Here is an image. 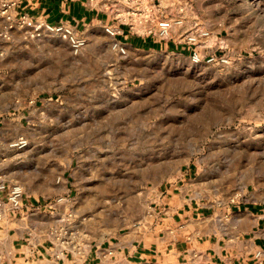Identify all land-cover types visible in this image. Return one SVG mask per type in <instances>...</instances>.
I'll return each mask as SVG.
<instances>
[{"label":"rangeland","instance_id":"obj_1","mask_svg":"<svg viewBox=\"0 0 264 264\" xmlns=\"http://www.w3.org/2000/svg\"><path fill=\"white\" fill-rule=\"evenodd\" d=\"M163 5L210 33L198 48L204 61L180 43L184 26L163 46L128 42L120 55L103 29L86 25L78 30L87 46L75 55L64 39L33 37L0 15V132L9 146L28 140L0 163L42 212L71 200L39 215L47 230L99 243L159 230L168 224L163 202L181 191L264 209V0ZM154 264L179 262L167 255Z\"/></svg>","mask_w":264,"mask_h":264},{"label":"crops","instance_id":"obj_2","mask_svg":"<svg viewBox=\"0 0 264 264\" xmlns=\"http://www.w3.org/2000/svg\"><path fill=\"white\" fill-rule=\"evenodd\" d=\"M18 1L17 15L42 16L52 23H71L78 29L91 25L104 30L105 24H109L120 28L125 36L121 35L119 39L126 44L129 42L136 49L148 45L163 46L159 40L132 33L127 24L108 13L92 9L84 0ZM163 1L165 13L170 17L173 12L171 6H164ZM192 22H184L180 37L199 25ZM18 114L20 116L21 113ZM8 140L0 132V161L10 151ZM5 174L7 169L0 163V180L8 181L7 177L11 174ZM189 174H192L191 168L186 169L185 176ZM19 177L25 181L23 175ZM24 192L26 206L37 207L15 218L9 214L0 230V264H80L70 260V257L58 258L51 252L45 234L49 231L50 221L46 219L49 217L39 216L46 215L50 206L42 212V206L30 189L24 188ZM167 199L168 202H163V210L168 224L159 222L162 229L146 230L141 235L124 236L108 243L90 242L81 264H154L160 259L165 260L167 255L174 256L179 264H264V259L256 256L257 251L264 250V209L257 203L243 202L228 209L205 201L203 197L188 196L182 191L168 195ZM108 251H113V255H108Z\"/></svg>","mask_w":264,"mask_h":264},{"label":"built area","instance_id":"obj_3","mask_svg":"<svg viewBox=\"0 0 264 264\" xmlns=\"http://www.w3.org/2000/svg\"><path fill=\"white\" fill-rule=\"evenodd\" d=\"M85 3L97 11L105 12L127 24L132 33L152 38L168 40L173 38V29L184 26V20L172 19L165 13L161 0H84ZM18 0H0V15L13 16L17 24L27 30L33 37H42L45 35L56 36L69 43L73 54L78 55L87 46V39L71 23L59 22L52 23L42 16L32 17L26 14L17 15L16 8ZM104 31L113 38L112 48L120 55H126L128 52L125 44L119 36L124 32L120 28L105 24ZM125 36V35H124ZM210 37L208 31L201 30L196 25L192 30L186 32L183 36L182 44L193 51V58L197 62L204 61V57L198 50L200 44ZM215 56L208 58V62L216 61ZM223 62L227 60L222 59ZM28 140L21 136L10 143V147L15 150L27 148ZM24 188L18 181L0 180V230L3 228L9 214L12 217L23 216L32 211L37 206H26L24 202ZM66 197L57 198L53 205L57 207L70 202ZM73 212L66 214V219L71 220ZM50 243V250L58 258L70 257V260L77 262L86 258V251L90 247V242L82 238L77 230H50L47 236ZM0 238V242H1ZM108 255H113V251H108ZM2 254L0 253V259Z\"/></svg>","mask_w":264,"mask_h":264},{"label":"bare ground","instance_id":"obj_4","mask_svg":"<svg viewBox=\"0 0 264 264\" xmlns=\"http://www.w3.org/2000/svg\"><path fill=\"white\" fill-rule=\"evenodd\" d=\"M213 39H214V38H213ZM213 39H212V40H213Z\"/></svg>","mask_w":264,"mask_h":264},{"label":"trees","instance_id":"obj_5","mask_svg":"<svg viewBox=\"0 0 264 264\" xmlns=\"http://www.w3.org/2000/svg\"><path fill=\"white\" fill-rule=\"evenodd\" d=\"M155 47V46H154Z\"/></svg>","mask_w":264,"mask_h":264}]
</instances>
